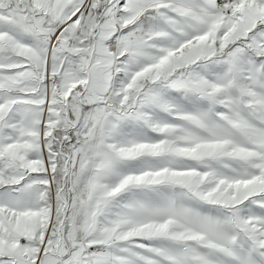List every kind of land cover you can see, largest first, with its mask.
Listing matches in <instances>:
<instances>
[{
    "label": "snow or ice",
    "instance_id": "snow-or-ice-1",
    "mask_svg": "<svg viewBox=\"0 0 264 264\" xmlns=\"http://www.w3.org/2000/svg\"><path fill=\"white\" fill-rule=\"evenodd\" d=\"M0 264H264V0H0Z\"/></svg>",
    "mask_w": 264,
    "mask_h": 264
}]
</instances>
